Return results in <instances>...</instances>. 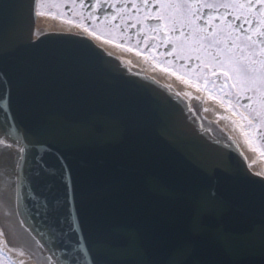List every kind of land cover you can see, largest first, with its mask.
<instances>
[{
	"label": "water",
	"instance_id": "95a60500",
	"mask_svg": "<svg viewBox=\"0 0 264 264\" xmlns=\"http://www.w3.org/2000/svg\"><path fill=\"white\" fill-rule=\"evenodd\" d=\"M36 5L0 0V137L22 148L17 213L44 252L57 264H264V176L235 140L91 36L33 39Z\"/></svg>",
	"mask_w": 264,
	"mask_h": 264
},
{
	"label": "snow or ice",
	"instance_id": "6c2138e0",
	"mask_svg": "<svg viewBox=\"0 0 264 264\" xmlns=\"http://www.w3.org/2000/svg\"><path fill=\"white\" fill-rule=\"evenodd\" d=\"M80 7L89 10V20H124L116 25L121 31L138 29V44L152 52L163 48L161 56L203 76L205 87L220 81L221 91L230 89L226 95L235 90L237 104L251 110L244 116L249 126L264 127V0H80ZM148 21L155 23L145 32L141 25Z\"/></svg>",
	"mask_w": 264,
	"mask_h": 264
},
{
	"label": "flooded vegetation",
	"instance_id": "af4514ba",
	"mask_svg": "<svg viewBox=\"0 0 264 264\" xmlns=\"http://www.w3.org/2000/svg\"><path fill=\"white\" fill-rule=\"evenodd\" d=\"M52 2H54V4H52L51 8L56 12L58 11L57 14L63 11V14L69 19L80 22L86 28H92L96 32L107 36V38L117 40L120 44L127 46L132 53L139 51L146 63L149 62L162 72L170 73L175 77L184 80V83L186 82L189 84L186 86L194 90L195 97L201 98L200 101L195 100L196 102H200V105L204 106L206 102H209L210 104H218L220 109H222L223 118L228 119L229 117L232 120L234 124L233 127H235L238 134L241 135L245 144L255 153V155H257L256 158L258 160L261 159L264 161V139H261V133L264 132V127L259 125L249 126L248 121L244 119V116H247L251 110L245 111L243 107L237 104L235 90H231V96L226 95L230 89L225 88L221 91L219 88L220 81L217 82V87L215 88H213L211 84L205 87L203 76L197 78L196 74L190 72L187 68L182 67L180 62L171 60V58L165 59L161 56L159 53L164 51L163 48L159 49L157 52L146 50L145 46L142 43L138 44V41L135 38V32L138 31V29L126 28L124 31H121L120 28L116 26L117 24L122 25L124 20L112 21L109 19L108 21H105L102 15L99 20H89V10L80 7V0H52ZM92 2L93 0H86V3ZM208 2L218 4L224 2V0H208ZM38 3L39 0H37V7ZM125 19L128 18L125 17ZM140 19L142 20L143 17L141 16ZM154 23V21H148L141 26L144 31L147 32L149 26H154ZM148 35L152 36L153 34L149 32ZM129 36H133L134 38L129 40ZM196 91L199 93H195ZM212 97H215V99ZM230 103L236 106L230 107ZM240 103H244V101H241ZM196 107L198 109L199 105L196 104ZM257 107L259 108L258 105ZM208 122L210 127H213L217 132L227 135L235 140L234 136L229 134L226 130L224 131L221 126L209 119ZM18 157L19 148L15 149L12 145L9 150H6L5 141H0V197H3L12 209L17 205L15 167H17L18 164ZM9 160L12 161V169H9L7 166ZM261 164L264 166V163ZM2 246L3 245L0 244V264H21L20 261L17 262L10 255L11 252H8Z\"/></svg>",
	"mask_w": 264,
	"mask_h": 264
},
{
	"label": "bare ground",
	"instance_id": "6f19581e",
	"mask_svg": "<svg viewBox=\"0 0 264 264\" xmlns=\"http://www.w3.org/2000/svg\"><path fill=\"white\" fill-rule=\"evenodd\" d=\"M58 19L41 16L38 13L32 29V38L35 39L42 33L49 31L71 32L91 36L93 40L102 46L108 53L115 55L120 65L126 67V69L131 72L146 74L161 84L166 85L173 90L175 94L183 97L186 101H189L191 108L194 110L193 112H195L200 119L204 120V122L209 119L221 126L224 131L226 130L229 134L233 135L237 141L235 142L240 147V150L245 156L251 170L264 176V166L262 167V165L257 164V155H255V153L245 144L241 135L238 134L236 128L233 127L234 124L232 120L229 117L228 119L223 118L222 109H220L218 104H210L209 102H206L204 106L200 105V102H196L192 99V97L195 96L194 90L186 86L189 84L186 82L184 83V80L181 78H177L170 73H164L157 69L153 64L149 62L146 63L142 56L119 48L114 44H109L107 41L99 37L78 32L77 28L79 27L76 28V26L61 22V20ZM195 93L199 92L196 91ZM196 104L199 105L198 109ZM2 140L5 139L0 137V141ZM12 144L15 149L19 148V151L22 149L18 144ZM15 208H10L5 199L0 197V244L3 245L2 247L8 252H11L10 255L17 262L20 261L21 264H57L56 261L53 262L52 259L54 258L51 253L50 255L48 252H44V247L41 245L37 237L33 236L32 230L24 225L23 220L17 213V205Z\"/></svg>",
	"mask_w": 264,
	"mask_h": 264
},
{
	"label": "rangeland",
	"instance_id": "374dc122",
	"mask_svg": "<svg viewBox=\"0 0 264 264\" xmlns=\"http://www.w3.org/2000/svg\"><path fill=\"white\" fill-rule=\"evenodd\" d=\"M52 4H54V2H52V0H39L38 7H37V12L41 16L53 17L54 19L55 18L56 19L59 18L58 20H61V22H64V23H67V24H70V25H74V26H76V28L79 27V28H77L78 32L87 33V34L92 35L94 37H99V38L107 41L109 44H112V45L114 44V45H116L119 48H122L124 50H127V51L131 52V50L127 46H124V45L120 44L117 40H112L110 38H107V36L96 32L92 28H86L82 23L76 22L74 20L69 19L68 17H66L65 14H63L64 13L63 11H61L59 13L60 15L57 14L58 11L56 12L55 10H53L51 8ZM135 53L137 55H139V56H142V54H140L139 51H136ZM261 163H264V161L259 159L257 164L262 165ZM262 167H263V165H262ZM263 169H264V167H263Z\"/></svg>",
	"mask_w": 264,
	"mask_h": 264
}]
</instances>
